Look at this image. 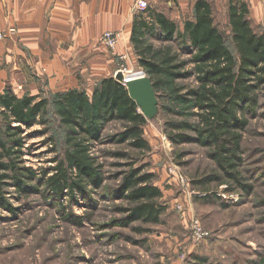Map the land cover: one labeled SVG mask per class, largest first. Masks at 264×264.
Segmentation results:
<instances>
[{
    "label": "rangeland",
    "instance_id": "1",
    "mask_svg": "<svg viewBox=\"0 0 264 264\" xmlns=\"http://www.w3.org/2000/svg\"><path fill=\"white\" fill-rule=\"evenodd\" d=\"M136 1L131 3L132 21L140 13L134 8ZM144 1L149 11L162 13L182 29L183 23L193 18L196 0ZM211 1L214 24L234 53L227 2ZM246 1L252 27L264 32V0ZM108 31L111 30L102 35ZM102 35L93 50L105 56L103 67L88 76H82L78 68V88L74 89L84 90L90 97L103 78H116L119 74L126 88L128 76L142 73L148 79L133 51L128 52L131 44L122 33L117 46L128 48H123L120 58L112 54L117 46L106 47ZM34 76L32 72L20 76L16 85L23 87L16 86V92L19 97L33 96L28 83L37 81L39 98L49 102L46 124L23 129L21 135L22 157L17 166L30 169L33 177L24 181L21 192L12 184L5 188L6 208L0 206V264H264V92L259 94L255 114L247 116V126L240 134V161L234 171L238 183L227 178L211 160V149L196 142L175 144L167 138L168 133L193 137L190 130L170 129L168 123L193 125L191 115L196 111L188 110L189 105L172 106L175 113L185 114H167L164 107L168 101L153 91L146 98H133L146 119L143 137L149 151H135L116 143L112 138L122 127L107 124L100 139L89 147L100 176V182L93 183L80 178L65 162L66 129L54 115L51 101L57 93L67 90H45L41 86L43 81L47 84V79ZM175 84L186 87L180 92L182 95L195 87L191 79ZM125 153L127 156H121ZM60 162L77 186L57 194L47 186V180L56 173ZM131 170H139L140 175L151 174L152 185L160 189L162 197L158 203L165 212L158 224H124L133 204L121 187ZM212 176L217 180H210L214 179ZM206 178L209 180L200 183Z\"/></svg>",
    "mask_w": 264,
    "mask_h": 264
},
{
    "label": "trees",
    "instance_id": "2",
    "mask_svg": "<svg viewBox=\"0 0 264 264\" xmlns=\"http://www.w3.org/2000/svg\"><path fill=\"white\" fill-rule=\"evenodd\" d=\"M211 2L196 0L193 18L185 21L182 29L162 13L149 11L148 5L134 16L129 41L153 92L168 101L164 107L167 114L176 112L172 106L189 105L188 110L196 111L191 115L193 125L168 123L170 129L190 130L193 137L168 133L167 138L175 144L196 142L211 149V160L227 178L238 183L234 171L236 162L240 161L237 154L240 134L247 126V116L255 114L259 94L264 92V32L252 27L246 0H226L232 53L214 24ZM190 79L195 87L180 94L186 87H176L175 83ZM51 105L66 129L65 162L80 178L100 182L89 147L100 139L107 124L117 123L122 127L112 138L116 143L140 152L150 149L143 137L146 119L139 113L119 74L116 78L101 79L90 97L84 90L70 89L57 93ZM48 106L49 102L38 95L19 97L10 91L0 94V206L5 207L6 187L12 184L21 192L24 181L33 177L30 169L17 166L22 157L21 135L23 129L46 124ZM55 170L47 180L52 192L62 194L67 188L77 186L70 181L62 162ZM152 179L151 174L140 175L139 170H131L124 176L121 191L127 193L125 198L133 204L124 224L160 222L165 207L158 203L162 193L152 185ZM77 180L80 181L78 177Z\"/></svg>",
    "mask_w": 264,
    "mask_h": 264
},
{
    "label": "crops",
    "instance_id": "3",
    "mask_svg": "<svg viewBox=\"0 0 264 264\" xmlns=\"http://www.w3.org/2000/svg\"><path fill=\"white\" fill-rule=\"evenodd\" d=\"M131 3L132 0H0V34L6 36L0 41V94L13 90L17 95L16 86L23 85L16 82L27 72L38 80L46 78L47 84L43 81L41 86L45 90L78 88V68L82 76H88L103 67L105 56L96 53L93 46L104 31H120L129 41ZM123 48L127 50L128 45L119 44L113 56L120 58ZM80 59L83 61L78 65ZM107 59L110 65L111 59ZM39 88L37 81L28 83L34 95L40 93Z\"/></svg>",
    "mask_w": 264,
    "mask_h": 264
},
{
    "label": "water",
    "instance_id": "4",
    "mask_svg": "<svg viewBox=\"0 0 264 264\" xmlns=\"http://www.w3.org/2000/svg\"><path fill=\"white\" fill-rule=\"evenodd\" d=\"M133 79L128 83L127 79ZM125 83L128 88V92L133 99H142L151 95L152 87L150 81L143 76L142 73L134 74L125 78ZM133 99V100H134ZM135 101V100H134Z\"/></svg>",
    "mask_w": 264,
    "mask_h": 264
},
{
    "label": "built area",
    "instance_id": "5",
    "mask_svg": "<svg viewBox=\"0 0 264 264\" xmlns=\"http://www.w3.org/2000/svg\"><path fill=\"white\" fill-rule=\"evenodd\" d=\"M147 6L148 4L144 0H137L134 4V8L136 11H143L147 8ZM10 32L14 33V30L10 29ZM5 37L6 36H4L3 34H0V40ZM120 39H121V33L119 32L108 31L102 35V42L106 47L110 49H114L117 46Z\"/></svg>",
    "mask_w": 264,
    "mask_h": 264
},
{
    "label": "bare ground",
    "instance_id": "6",
    "mask_svg": "<svg viewBox=\"0 0 264 264\" xmlns=\"http://www.w3.org/2000/svg\"><path fill=\"white\" fill-rule=\"evenodd\" d=\"M132 80H134V78H133V79L129 78V80H127V81H128V83H129V82L132 81Z\"/></svg>",
    "mask_w": 264,
    "mask_h": 264
}]
</instances>
